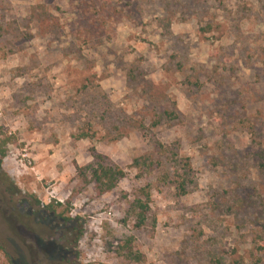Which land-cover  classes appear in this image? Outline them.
Returning <instances> with one entry per match:
<instances>
[{
  "label": "rangeland",
  "instance_id": "obj_1",
  "mask_svg": "<svg viewBox=\"0 0 264 264\" xmlns=\"http://www.w3.org/2000/svg\"><path fill=\"white\" fill-rule=\"evenodd\" d=\"M81 1L93 0H0V128L14 138L2 168L21 191L5 194L0 178V264H230L234 250L256 252V211L234 220L227 199L264 202L251 157L264 138L252 134L264 127V0H101L111 18L91 34ZM166 109L180 120L151 128ZM87 122L95 136L75 140ZM156 142L191 159L189 195L131 168ZM92 149L127 172L101 197L75 169ZM148 187L138 229L125 212ZM126 242L143 263L122 257Z\"/></svg>",
  "mask_w": 264,
  "mask_h": 264
},
{
  "label": "trees",
  "instance_id": "obj_2",
  "mask_svg": "<svg viewBox=\"0 0 264 264\" xmlns=\"http://www.w3.org/2000/svg\"><path fill=\"white\" fill-rule=\"evenodd\" d=\"M88 1V0H87ZM81 1L83 4L81 7L86 11L83 19H88L93 21L92 30L86 27L87 33L91 34L98 28L96 24L101 22L106 24L111 18L108 15V11L99 4L101 0L93 1ZM96 11L95 13L93 11ZM90 15V16H87ZM47 21V20H46ZM48 22V21H47ZM209 31V29H208ZM181 118L180 112L176 109L169 110L166 109L162 113L158 114L157 117L151 124V128H157L165 122L179 121ZM129 120V119H128ZM130 121V120H129ZM129 121L126 123L129 127ZM134 130L139 132L146 130L147 126L141 120H137L132 124ZM92 122H87L83 127L79 128L78 134L73 137L75 140H85L92 139L95 135L91 134L93 131ZM119 131V128H115ZM252 134L256 138L264 137V127L261 131L257 130L256 126L252 128ZM124 137V134L119 132L118 136L114 139L119 140ZM14 138L5 134L0 128V178L5 181V194L10 197H16L20 194V189L14 184L11 178L3 171L2 163L7 157L9 152V147L13 145ZM91 155L93 157V162L86 166L75 165L76 173L78 179L82 181L84 186L93 185L94 192L98 197H101L107 193L113 192L118 184L127 177V172L124 168L113 164L110 160L103 154L98 153L95 149L91 150ZM252 161L255 164L256 170L260 176L264 177V138L260 140L258 147L252 152ZM131 168L135 169L141 176L145 174H156L157 180L160 185L166 186L174 191L177 198L185 197L189 195L194 188H196V182L194 180V170L190 158H186L180 155L179 146L165 145L160 142H156L154 146V152L150 155H144L134 159L131 164ZM149 188L142 191L141 196H136L134 200L129 201L126 208V219H132L135 223V227L140 229L147 224L148 216L150 212L151 194L149 193ZM227 205L233 211V219H239V215L242 212H246L249 209H254L256 215L254 216V222L258 227L256 230L259 234L257 235V240H264V202H259V197L254 200L248 198H242L239 194L228 195ZM38 205H41L38 200L35 199ZM41 207L50 214L55 215L57 218L63 220L65 223H70L74 219L66 216L68 210L65 213H57L59 207H64L62 204H57L54 206L52 204L41 205ZM232 217V216H231ZM82 233H80L76 241L81 239ZM124 252L122 257L129 261H134L136 263L144 262V255L135 252L132 248L131 242H126L123 247ZM0 251H5L4 247L0 244ZM256 252L249 251L248 256H240L238 250H234L231 254L230 264H262L263 260L261 258V253L264 252V245H258L255 249ZM121 255V252H120ZM8 260L6 264H14V261L7 256ZM216 259V258H215ZM212 264H224L223 260L219 257L214 260Z\"/></svg>",
  "mask_w": 264,
  "mask_h": 264
}]
</instances>
